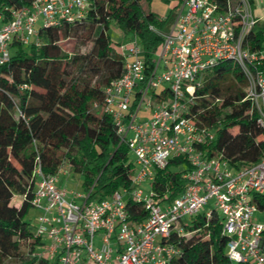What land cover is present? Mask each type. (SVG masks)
<instances>
[{
    "label": "built area",
    "instance_id": "1",
    "mask_svg": "<svg viewBox=\"0 0 264 264\" xmlns=\"http://www.w3.org/2000/svg\"><path fill=\"white\" fill-rule=\"evenodd\" d=\"M90 2L32 0L19 9L0 8V68L10 62L15 42L39 47L40 30L82 22ZM256 3L264 0H180L167 29L150 27L162 40L158 50L147 56L137 38L117 48L124 73L105 88L103 109L135 155L138 174L130 187L103 201H89V193L79 204L58 187L57 176L37 168L35 237L52 241L49 251L57 264H170L180 254L171 238L190 235L183 219H209L214 211L222 219L231 264H264V222L253 220L264 211V157L234 166L222 155L209 156L205 146L215 142L216 132L199 123L200 110L193 112L207 72L231 62L244 74V101L264 128V43L252 47L261 25ZM39 18L43 26L37 29ZM143 107L151 112L147 122L138 121ZM177 159L189 168L181 172L182 193L171 198L154 186ZM143 182L151 184L149 191L134 189ZM128 196L147 212L145 220L131 219ZM35 255L53 264L45 254Z\"/></svg>",
    "mask_w": 264,
    "mask_h": 264
},
{
    "label": "trees",
    "instance_id": "2",
    "mask_svg": "<svg viewBox=\"0 0 264 264\" xmlns=\"http://www.w3.org/2000/svg\"><path fill=\"white\" fill-rule=\"evenodd\" d=\"M148 1L91 0L82 22L40 30L39 47L12 45L10 62L0 68V264H47L35 255L40 240L25 220L33 207L38 167L44 175L57 176L69 163L71 173L85 175L91 202L130 187L134 169L129 149L121 143L113 118L102 111L105 88L123 75L125 63L107 32L115 22L125 33H134L147 56L158 50L162 40L150 27L167 29L174 13L160 17L148 10ZM31 2L0 0V8L19 9ZM62 39L78 43L71 56L63 52ZM263 43L264 31H258L252 47ZM82 47L90 49L82 52ZM246 88L240 68L225 62L207 72L193 108L194 113L200 110L199 123L216 132L215 142L205 146L209 156L222 155L234 166L264 157V128L244 101ZM181 164L189 168L177 159L161 171L155 190L169 191L171 198L180 195L185 181L169 169ZM127 207L132 220L147 217L132 199ZM187 231V237L171 238L180 254L170 264H231L217 211L209 219L200 215ZM24 245L27 256L22 254Z\"/></svg>",
    "mask_w": 264,
    "mask_h": 264
},
{
    "label": "rangeland",
    "instance_id": "3",
    "mask_svg": "<svg viewBox=\"0 0 264 264\" xmlns=\"http://www.w3.org/2000/svg\"><path fill=\"white\" fill-rule=\"evenodd\" d=\"M180 3V0H149L147 8L149 11L157 14L160 17H167L172 13H175L177 10V7ZM254 12L255 15L261 18V25L257 28V31H262V28H264V5H260L258 3L254 4ZM43 26V19L39 18V22L37 24V29H40ZM111 38L112 46L114 48H118L122 45H129L136 39L133 32L131 33H125L115 22H113L107 32ZM78 43L73 39H62L60 41V46L62 47V50L65 54L68 56H71L76 52ZM23 48L27 50V46L23 45ZM79 48V47H78ZM90 49V47H82L80 48V51L86 52ZM79 50V49H78ZM77 50V51H78ZM15 51L14 49L11 50V54H13ZM163 88V87H162ZM104 111V109H102ZM151 118V112L150 110H147L145 107L141 109L138 116L139 122H147ZM128 161L130 164H132L134 173L133 177H137L138 174V166L136 162V157L132 152H129L128 154ZM70 164L65 163L64 167L62 168L61 172L57 175V185L61 189L65 190L68 193V197L70 200H74L76 203L81 204L84 201V198H87L89 196V191L85 187V175L79 172H70ZM171 173H181L186 170V166L184 164L181 165H173L170 167ZM150 183L143 182L140 186H135L134 189L137 190H143L144 192L149 191L150 189ZM120 191H122L120 189ZM83 198V199H82ZM131 197L128 196L125 198V201L127 202ZM15 204L19 205L20 200L17 198L15 199ZM214 200H211L209 205L207 206V210H210V208L213 207ZM40 212L32 207L28 214L25 217L26 222H28L31 226L36 228L38 226V217ZM195 218L191 217H185L183 219V222L187 225H192ZM253 220L255 223H263L264 222V211H257L254 216ZM52 245V241L47 240L46 238L42 239L40 241V244L36 247L35 254L42 255L45 254L48 259L51 260L53 264H57V258L54 256L52 257L50 255L49 248ZM29 253V248L27 245H24L22 248V254L24 256H27ZM6 264H14L12 261H7Z\"/></svg>",
    "mask_w": 264,
    "mask_h": 264
}]
</instances>
